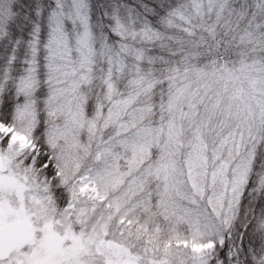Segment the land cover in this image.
<instances>
[{
  "label": "snow or ice",
  "instance_id": "6c2138e0",
  "mask_svg": "<svg viewBox=\"0 0 264 264\" xmlns=\"http://www.w3.org/2000/svg\"><path fill=\"white\" fill-rule=\"evenodd\" d=\"M0 264H264V0H0Z\"/></svg>",
  "mask_w": 264,
  "mask_h": 264
}]
</instances>
